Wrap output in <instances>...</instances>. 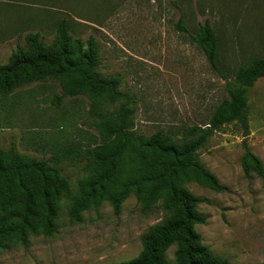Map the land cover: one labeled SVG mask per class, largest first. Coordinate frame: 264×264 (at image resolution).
<instances>
[{
	"label": "rangeland",
	"instance_id": "obj_1",
	"mask_svg": "<svg viewBox=\"0 0 264 264\" xmlns=\"http://www.w3.org/2000/svg\"><path fill=\"white\" fill-rule=\"evenodd\" d=\"M182 14L186 30L177 27ZM62 19L74 37L96 41L99 71L122 78L121 89L135 102L136 129L145 135L163 128L181 136L193 125L208 123L227 96L225 77L264 55V0H0V64H9L30 32L51 43ZM206 21L218 37L219 70L192 39ZM61 91L58 83L47 81L0 94V145L46 159L73 141L88 146L95 133L89 101L67 97L56 105ZM248 96L249 136L237 125H226L200 150L201 161L223 190L197 182L186 187L203 200L198 210L207 222L196 228L215 254L234 264H264V172L246 175L242 166L249 148L264 169V77ZM60 166L76 194L86 175L84 162ZM71 202V197L63 199L57 233L32 235L26 245L0 250V264L129 261L141 253L143 235L169 215L161 202L143 211L131 195L119 214L105 202L73 222ZM175 251V246L168 250V264H175Z\"/></svg>",
	"mask_w": 264,
	"mask_h": 264
},
{
	"label": "trees",
	"instance_id": "obj_2",
	"mask_svg": "<svg viewBox=\"0 0 264 264\" xmlns=\"http://www.w3.org/2000/svg\"><path fill=\"white\" fill-rule=\"evenodd\" d=\"M182 21L183 14L177 27L186 30ZM192 39L219 70V42L213 26L206 21ZM9 60L7 65L0 64L1 95L33 83L56 82L62 93L54 104L60 105L67 97L88 99L95 133L88 146L73 141L58 146L49 159L0 145V250L26 245L32 235L57 233L65 197L72 198L71 221L81 222L85 211L105 202L119 214L123 203L134 195L143 211L161 202L169 215L143 235V249L137 257L118 264H168L172 246L176 247L175 264H234L203 242L196 228L207 222L198 210L203 200L186 185L197 182L217 192L223 190L218 177L201 161L200 150L226 125H237L244 137L249 136L248 93L264 77V55L225 77L227 96L208 123L193 125L181 136L163 128L151 135L136 129L135 102L121 89L122 78L99 71L100 47L93 38L74 37L66 19L58 23L51 43L39 32L28 33L25 45L18 46ZM64 161L85 164L86 175L76 194L60 166ZM242 166L246 175H263L262 161L249 148Z\"/></svg>",
	"mask_w": 264,
	"mask_h": 264
}]
</instances>
